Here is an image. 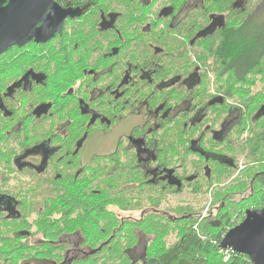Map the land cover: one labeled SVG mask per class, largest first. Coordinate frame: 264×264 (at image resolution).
I'll return each mask as SVG.
<instances>
[{"label":"flooded vegetation","instance_id":"af4514ba","mask_svg":"<svg viewBox=\"0 0 264 264\" xmlns=\"http://www.w3.org/2000/svg\"><path fill=\"white\" fill-rule=\"evenodd\" d=\"M199 3L58 0L63 11L80 15L66 17L49 41L31 40L0 56V256L22 247L20 237L32 248L41 243L36 253L45 258L63 257L62 264L68 256L103 248L90 250L65 224L56 225L66 218L39 216L58 205L39 193L102 194L107 200L93 205L107 201L114 213V194L132 191L133 207L159 208L160 224L201 212V220L220 222L212 192L246 182L254 164L239 148V103L195 66ZM234 156L236 162L229 160ZM132 175L138 183L132 184ZM253 185L254 180L251 192ZM148 192L156 193L150 195L155 202H146ZM207 196L202 211L195 198ZM59 203L58 208L71 205ZM257 207L246 209L244 217L248 210L264 209ZM49 219L55 226L44 225ZM120 219L145 220L138 210ZM112 232L107 241L115 237ZM137 238L141 244L146 240L141 231ZM142 251L141 245L133 249L132 264H148Z\"/></svg>","mask_w":264,"mask_h":264},{"label":"trees","instance_id":"16d2710c","mask_svg":"<svg viewBox=\"0 0 264 264\" xmlns=\"http://www.w3.org/2000/svg\"><path fill=\"white\" fill-rule=\"evenodd\" d=\"M201 1L193 21L194 63L207 76L210 75L209 80H213L211 76L216 78L218 91L239 103L243 111L238 125L242 136L239 148H242L247 161L254 164V171L246 175V182H232L221 189L225 190L222 193L212 192L211 197L221 214L218 217L220 222L215 225L201 220L202 212L178 221L166 219L160 224L157 217L161 216L155 210L159 208H134L137 198L132 191L124 196L114 194L110 200L113 201L114 213L107 208V201L93 205L96 200H107L102 194L89 191L39 193L37 195L44 196V201L58 204L54 208L43 209L39 216L66 218L65 223L57 221L56 225L65 224L66 230L74 238L75 235L77 238L80 236L90 250L103 244V248L93 254L68 256L67 264H132V251L140 245L148 264H251L248 256L232 251L227 259L226 251L219 245L225 234L244 220L246 209L254 206L264 208V0H243L239 5V0H205L203 4ZM207 24L210 27L203 29ZM189 25L188 19L184 26L187 28ZM193 36L185 39L187 46L193 41ZM229 160L236 162L235 156ZM130 180L133 184L139 179L132 175ZM252 180L254 192L249 190ZM256 189H261L260 200L252 198ZM246 192L251 194L249 198L243 196ZM151 194L156 193L148 192L146 202H155L156 199L150 198ZM20 200L26 201V198L20 197ZM60 201L71 205L58 208ZM136 210L143 211L144 221L121 222L123 214ZM177 213L181 217L182 213ZM47 222L55 226L51 219L44 225L49 224ZM114 229L115 237L107 241ZM139 231L146 237L142 244L137 238ZM43 234L46 237V232ZM17 241L25 243L16 249L9 247L8 253L0 256V264H28L32 261L45 264L49 258V264L63 262V257L45 258L42 253H36L41 252V243L32 248L27 238L20 237Z\"/></svg>","mask_w":264,"mask_h":264},{"label":"water","instance_id":"95a60500","mask_svg":"<svg viewBox=\"0 0 264 264\" xmlns=\"http://www.w3.org/2000/svg\"><path fill=\"white\" fill-rule=\"evenodd\" d=\"M57 1L0 0V56L31 40L49 41L61 31L66 17L80 15L63 11ZM219 247L248 256L251 264H264V209L248 210L244 221L225 234Z\"/></svg>","mask_w":264,"mask_h":264},{"label":"rangeland","instance_id":"374dc122","mask_svg":"<svg viewBox=\"0 0 264 264\" xmlns=\"http://www.w3.org/2000/svg\"><path fill=\"white\" fill-rule=\"evenodd\" d=\"M245 137H247V136H245ZM260 168H258V170H259ZM258 188V187H257ZM260 188V187H259ZM246 190H248V189H246ZM260 190L261 189H256V195H254V196H252V198L254 197V199L255 200H260L261 199V193H260ZM252 192H254V191H252ZM243 196H245L246 198H249L250 196H251V194L249 193V192H246L245 194H243ZM196 200H198V201H201V203L199 204V206H197L198 208H200V209H205L204 211H206L207 210V208H208V202H209V199H210V196H207V197H205V198H203V199H200L199 197L198 198H195ZM254 199L251 201V202H253L254 201ZM242 222V221H241ZM240 222V223H241ZM226 261V260H225Z\"/></svg>","mask_w":264,"mask_h":264},{"label":"built area","instance_id":"2783aa9c","mask_svg":"<svg viewBox=\"0 0 264 264\" xmlns=\"http://www.w3.org/2000/svg\"><path fill=\"white\" fill-rule=\"evenodd\" d=\"M229 252H231V251H226V252H225V253H226V255H227V256H226V258H227V259H229V258H230ZM232 252H233V251H232ZM227 259H226V261H227Z\"/></svg>","mask_w":264,"mask_h":264}]
</instances>
